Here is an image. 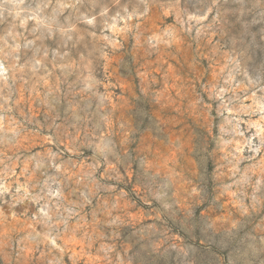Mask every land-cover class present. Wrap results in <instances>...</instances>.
<instances>
[{"label":"rangeland","instance_id":"374dc122","mask_svg":"<svg viewBox=\"0 0 264 264\" xmlns=\"http://www.w3.org/2000/svg\"><path fill=\"white\" fill-rule=\"evenodd\" d=\"M0 264H264V0H0Z\"/></svg>","mask_w":264,"mask_h":264}]
</instances>
